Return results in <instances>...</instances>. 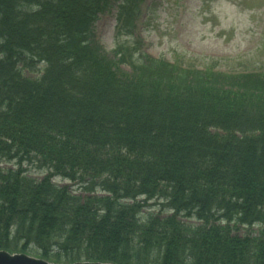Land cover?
<instances>
[{
  "label": "trees",
  "instance_id": "obj_1",
  "mask_svg": "<svg viewBox=\"0 0 264 264\" xmlns=\"http://www.w3.org/2000/svg\"><path fill=\"white\" fill-rule=\"evenodd\" d=\"M111 1L0 0V250L264 264V74L108 56Z\"/></svg>",
  "mask_w": 264,
  "mask_h": 264
},
{
  "label": "rangeland",
  "instance_id": "obj_2",
  "mask_svg": "<svg viewBox=\"0 0 264 264\" xmlns=\"http://www.w3.org/2000/svg\"><path fill=\"white\" fill-rule=\"evenodd\" d=\"M151 2L149 11L143 7L132 35L119 32L116 10L101 16L95 32L106 51L127 46L185 68L264 73V0H148L146 5ZM2 167L15 168L12 163ZM27 168L32 177L45 175ZM21 253L53 262L40 256L34 246Z\"/></svg>",
  "mask_w": 264,
  "mask_h": 264
},
{
  "label": "water",
  "instance_id": "obj_3",
  "mask_svg": "<svg viewBox=\"0 0 264 264\" xmlns=\"http://www.w3.org/2000/svg\"><path fill=\"white\" fill-rule=\"evenodd\" d=\"M0 264H63V263L48 262L43 259L28 256L24 253H10L6 250H0ZM70 264H114V263L80 261Z\"/></svg>",
  "mask_w": 264,
  "mask_h": 264
}]
</instances>
